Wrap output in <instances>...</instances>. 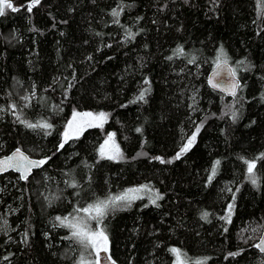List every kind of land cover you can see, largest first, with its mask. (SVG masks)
<instances>
[{
  "label": "trees",
  "instance_id": "1",
  "mask_svg": "<svg viewBox=\"0 0 264 264\" xmlns=\"http://www.w3.org/2000/svg\"><path fill=\"white\" fill-rule=\"evenodd\" d=\"M223 60L233 98L206 82ZM16 147L46 162L0 174V264H93L80 217L118 264H262L264 0H5L0 156Z\"/></svg>",
  "mask_w": 264,
  "mask_h": 264
},
{
  "label": "water",
  "instance_id": "2",
  "mask_svg": "<svg viewBox=\"0 0 264 264\" xmlns=\"http://www.w3.org/2000/svg\"><path fill=\"white\" fill-rule=\"evenodd\" d=\"M5 0H0V15ZM206 82L210 88L225 96L235 97L240 86V78L236 75L228 61H219L210 70ZM46 157L31 156L23 149L16 147L4 156H0V174L15 172L21 180L27 179L35 169L41 168ZM257 250L263 255L264 264V231L255 243ZM97 264H118L105 248L96 252Z\"/></svg>",
  "mask_w": 264,
  "mask_h": 264
},
{
  "label": "rangeland",
  "instance_id": "3",
  "mask_svg": "<svg viewBox=\"0 0 264 264\" xmlns=\"http://www.w3.org/2000/svg\"><path fill=\"white\" fill-rule=\"evenodd\" d=\"M25 99H28V95H25ZM90 117L94 121H99L103 117V114L101 113L91 114ZM189 141L190 140L186 138L183 141L182 145H188ZM101 149L102 150H101L100 156L113 158V159L120 158L121 148L118 142L116 141L113 132H109L105 135ZM136 195H137V192L134 190H130L126 194L127 197H135ZM95 210L96 209L94 208L93 211ZM94 214L95 212H92L91 214H89V217L94 218L95 217ZM70 222L72 223L73 231L78 235V237H81L82 243H84L85 245L84 248L87 249L84 252V254H86L87 256L89 254H92V257H88V258L92 260L93 264H97V258H96L97 250L102 249V248H105L106 250H108L107 236L104 234V232L98 225H95L94 227H92L88 218L86 217L76 218L75 220L72 219L70 220ZM256 231L257 230H255L253 235H255ZM263 231L264 230H260L258 232L256 241ZM85 260H87L86 256H85V259L81 258V260L79 261L80 264H82V262H85Z\"/></svg>",
  "mask_w": 264,
  "mask_h": 264
}]
</instances>
